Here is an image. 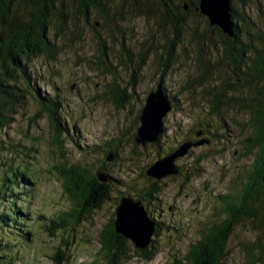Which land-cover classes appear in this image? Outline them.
<instances>
[{
  "label": "rangeland",
  "instance_id": "obj_1",
  "mask_svg": "<svg viewBox=\"0 0 264 264\" xmlns=\"http://www.w3.org/2000/svg\"><path fill=\"white\" fill-rule=\"evenodd\" d=\"M120 3L126 5L128 0ZM110 5L112 11L114 7L111 2ZM151 5L158 10L156 0H151ZM89 13L93 22L96 14ZM248 13L259 21L255 0ZM123 15V20L111 19L109 32L96 25L104 37L105 65L98 63L104 48L98 46L91 27L79 16L75 32L66 30L63 37L55 40L58 48L55 61L45 56L32 58L28 63L30 80L18 79L25 97L17 105L12 122L0 131V189L5 177H11L16 167L18 170L23 167L33 177L29 180L31 196L26 223L31 228V240L15 244L6 255L0 252V264H100L98 231L114 216L117 197L125 191L134 193L132 181L137 186L142 184L148 164L184 141L209 139L208 143L190 146L188 153L175 160L178 174L162 178V191L146 205L148 215L161 223L158 233L152 236L155 256L146 261L132 253L123 264H178V261L190 264L185 259L190 245L208 223L222 217L219 211L224 207L222 197H235L246 190L249 171L256 165L261 147L257 128L251 125L248 110L240 104L256 99L253 96L264 91V78L250 89L233 77L228 66L219 64L212 83L198 84L192 29L216 37L203 18L188 13L189 27L180 33V42L172 43L176 36L169 27L160 26V11L149 18L128 12ZM149 43L157 48L146 49ZM207 45V58L211 64L216 63L217 51L209 42ZM127 51L132 61L128 60ZM139 53L145 56L142 64ZM163 61L168 62L165 71ZM114 80L129 95L123 106L117 107L105 92L106 84ZM158 83L173 105L163 118L164 130L159 141L142 146L134 140L138 116L148 92ZM223 83L230 86L222 102L217 110L208 111L213 97L207 91L213 93L210 87ZM33 85L41 96L58 95L61 109L57 113L69 131L63 136L67 139L62 148L52 139L53 130ZM259 99L264 102V92ZM113 141L118 154L106 160L104 152L98 149L107 143L112 145ZM102 165L123 184H113L110 198L74 230L64 233L58 230L57 236H50L45 223L72 207L63 191L59 171L73 166L93 171ZM125 185L131 189L126 190ZM259 226L256 219L237 225L227 243V255L219 264H243V244H264Z\"/></svg>",
  "mask_w": 264,
  "mask_h": 264
},
{
  "label": "trees",
  "instance_id": "obj_2",
  "mask_svg": "<svg viewBox=\"0 0 264 264\" xmlns=\"http://www.w3.org/2000/svg\"><path fill=\"white\" fill-rule=\"evenodd\" d=\"M120 1L110 0L114 7L110 11L109 0H0V131L12 122L17 105L25 97V89L18 85V79L30 80L29 61L39 56H45L46 59L55 61L58 53L55 40L63 37L66 30L74 33L78 28L76 20L79 16L83 18L84 23L91 27L98 46L104 48L100 51L98 63L105 65L106 46L103 44L104 37L96 28L97 24L109 32L111 19L123 20L125 12H128L129 15L149 18L160 11V26H167L174 32L176 37L172 43H175L181 41L180 33L189 27V23H186V16L191 12L193 15L203 18L207 27L216 34L213 39L192 29L191 36L195 44V58L199 71L195 80L198 84L205 81L213 82L217 78L214 73L219 64L228 66L233 77L236 80H242V85L248 86L247 88L250 89L264 78V10L260 8L262 6L264 9V0L263 2L255 0L258 12H260L259 23L248 13L252 0H230L233 37L227 36L218 27L209 25L207 18L196 10L199 0H156L158 10H153L151 0H128L126 5L121 4ZM169 3H174V17L170 13ZM90 11L96 14V19L93 22L89 20ZM106 37L109 39V34ZM208 42L217 51L216 63L211 64L207 58ZM172 47L173 45L169 49V58L172 56ZM149 48L156 49L157 47L149 43L146 49ZM126 55L128 60L132 61L129 51ZM138 55L139 63L142 64L145 56L143 53ZM161 63L163 71H165L168 62ZM106 70L111 73V70L107 68ZM228 86L230 84L223 83L220 87L219 85L210 87L214 92L207 91L213 97L208 111L212 112L218 109ZM32 88L36 92V97L39 98L41 110L48 116L49 126L53 130L52 139L59 144V148H62L67 139L63 136H67L69 131L57 113L61 109L58 95L44 94L41 96L38 90H35L38 89L36 86L33 85ZM105 92L110 95L117 107L128 102L129 95L118 87L115 80L111 84L109 82L106 84ZM263 92L257 94V97L253 96L256 99H250L249 102L242 101L240 104L243 109L248 110L251 125L257 128L256 136L260 140L261 153L256 164L261 167V181L250 195L241 193L235 197H222L224 207L219 208L222 217H217L208 223L200 231L197 241L190 245L185 256L186 261L190 264H219L221 259L227 255V243L234 228L249 219L258 220L261 224L259 226L261 235L264 236L262 208L264 196V102L259 99ZM113 146L114 141L112 145L107 143L105 147L98 149L104 152L106 160L109 154H112L113 157L117 156L118 153ZM60 150L62 151V149ZM62 154H64L63 151ZM158 155L159 153H157ZM21 168L18 170L16 167L15 171L11 172V177H5L1 184L2 189H0V252L5 255L12 252L15 244H25L31 240L29 233L31 228H28L26 223L31 196L29 195V184H31L29 180L33 177L29 176L23 167ZM16 170L18 174L15 173ZM97 172H103L107 180L101 181ZM59 174L62 179L63 191L72 207L50 218L51 224L45 223L50 236H57L58 230L62 233L74 230L110 198L111 190L114 188L113 184H123L121 181H117L119 179L113 178L104 169V165L93 171L78 166H73L69 170L62 168ZM142 177L141 185L137 186L135 181H132L134 190L132 192L134 193L128 191L123 193L135 201H140L147 211L146 205L162 191L160 186L162 179L149 177L146 173L142 174ZM173 177L175 176H171V178ZM132 184L129 183L130 186ZM125 188H127L126 190L131 189L129 186ZM117 199L119 201V197ZM148 217L155 223V234H157L161 223L152 216L148 215ZM114 219L115 215L111 216L109 223L103 225L98 231L100 264H123L131 258L132 253H136L146 261L152 260L156 252L155 247L151 244L145 249L134 247L129 239L116 233ZM64 242L68 243L67 240ZM242 249L244 252L243 264H264V244L259 243L253 246L243 244ZM181 263L178 261V264Z\"/></svg>",
  "mask_w": 264,
  "mask_h": 264
},
{
  "label": "water",
  "instance_id": "obj_3",
  "mask_svg": "<svg viewBox=\"0 0 264 264\" xmlns=\"http://www.w3.org/2000/svg\"><path fill=\"white\" fill-rule=\"evenodd\" d=\"M230 0H199L198 10L208 20L209 25L218 27L224 34L233 37V21L231 18ZM172 108L170 97L164 91L161 83L155 89L148 92L145 103L140 110L134 140L137 144L145 146L147 143H154L164 130L163 118ZM208 139L198 141H184L171 152L158 157L154 162L148 164L146 175L155 179H162L166 176L178 174L179 167L175 160L186 153L192 145H199L207 142ZM264 152V150H263ZM109 154L107 160L112 159ZM101 181L107 178L103 172H97ZM264 212V196H263ZM114 227L118 234L129 239L134 247L145 249L152 242V236L156 233L155 223L148 217L140 201L133 200L130 196L121 195L114 210Z\"/></svg>",
  "mask_w": 264,
  "mask_h": 264
},
{
  "label": "flooded vegetation",
  "instance_id": "obj_4",
  "mask_svg": "<svg viewBox=\"0 0 264 264\" xmlns=\"http://www.w3.org/2000/svg\"><path fill=\"white\" fill-rule=\"evenodd\" d=\"M174 4V3H173ZM173 4L169 3L170 5V13L172 15V17L175 16V9L173 8ZM258 160V158H257ZM256 160V162H257ZM248 183H246V190L243 191V193L245 195H247V193L250 195L254 189L256 188V185L259 184V182L261 181V167L260 165H255L253 170L249 171V175L247 178Z\"/></svg>",
  "mask_w": 264,
  "mask_h": 264
},
{
  "label": "bare ground",
  "instance_id": "obj_5",
  "mask_svg": "<svg viewBox=\"0 0 264 264\" xmlns=\"http://www.w3.org/2000/svg\"><path fill=\"white\" fill-rule=\"evenodd\" d=\"M26 73V72H25ZM121 99V98H120ZM172 102V101H171ZM173 105V104H172ZM42 140V139H41ZM209 141H207V143H208ZM206 143V142H205ZM94 254V253H93Z\"/></svg>",
  "mask_w": 264,
  "mask_h": 264
}]
</instances>
